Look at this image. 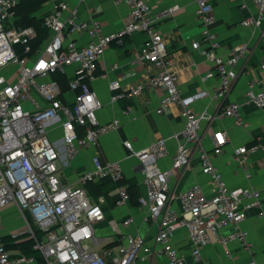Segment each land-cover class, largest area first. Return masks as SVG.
Returning <instances> with one entry per match:
<instances>
[{"label":"built area","instance_id":"built-area-1","mask_svg":"<svg viewBox=\"0 0 264 264\" xmlns=\"http://www.w3.org/2000/svg\"><path fill=\"white\" fill-rule=\"evenodd\" d=\"M115 1L129 7L127 19L116 31L106 33L100 19H82L76 7L68 11V5L60 1L43 17L47 37L34 44L38 36L35 26L18 22L20 0H0V208L11 203L16 205L26 221L24 232L42 255L38 259L23 252L13 253L0 232V264H140L151 255L165 256L166 264H195L202 258V249L212 241L213 235L225 245L235 241L249 251L254 246L241 223L251 209H258L264 219V192L253 185H228L213 159L214 155L222 153L228 140L227 131L211 134L213 153L201 143L203 123L212 118V113L208 106L197 111L194 105L209 92L200 89L182 95L167 41L158 27L179 5L153 13L150 0ZM213 1L196 0L203 38L195 41L194 46L213 67L204 78L214 75L219 78L215 98L226 102L238 78V63L245 56L247 45H236L227 54L216 52L218 35L213 29L216 22ZM238 1L245 5V0ZM254 2L258 15L244 19L241 22L244 26L264 24V0ZM135 32L144 36L135 61L150 65L153 73L147 83L132 86L128 93L119 89V79L112 80L109 83L112 99L141 94L146 89H160L162 95L156 112L180 105L184 127L181 138L176 136L178 147L172 166L165 169L158 160L168 154L166 137H159L141 149L134 148L130 140L124 141L129 150L127 157L135 156L143 164L146 190L138 196L137 202L146 211L145 220H158V231L153 244L146 237L132 233L124 234L119 243L111 244L113 241L100 239L95 234L97 223L105 219V212L103 199L93 198L88 184L112 179L119 184L117 204L127 203L130 192L124 183L122 160L102 164L99 156L93 155L94 168L84 171L77 184L71 183L62 176L59 163L62 153L51 137L48 123H59L53 129L61 127L60 138L69 157L78 147L92 145L102 135L118 129L119 118L99 122L102 101L92 82L99 76V61L110 44H122L126 36ZM262 35L264 48V28ZM41 62L45 67H41ZM71 67L73 74L69 73ZM260 67L264 69V61ZM64 76L68 78L67 90L62 85ZM67 92L73 94L71 99L66 97ZM246 99L258 107L264 106V80L249 82ZM238 107L237 102H229L223 114L235 117V122L242 125ZM260 148V144L236 147L237 161L247 169L250 153ZM196 149L201 171L210 176L214 193L207 196L201 183L194 182L177 195L181 202L177 209L172 204L171 179L176 169L190 165ZM133 222V216H129L120 222L113 221L112 227L118 231L120 225L129 226ZM228 224L233 226L232 230L221 234V229ZM180 228L187 230L190 252L181 251L174 243L175 233ZM38 230L43 232L41 236ZM190 255L192 262H188ZM247 264H264V260L259 262L252 258Z\"/></svg>","mask_w":264,"mask_h":264},{"label":"crops","instance_id":"crops-1","mask_svg":"<svg viewBox=\"0 0 264 264\" xmlns=\"http://www.w3.org/2000/svg\"><path fill=\"white\" fill-rule=\"evenodd\" d=\"M63 1L68 5V11L76 7L80 18H98L102 21L104 31L111 33L122 27L129 13V7L124 2L115 0H47L32 16L42 20L50 13L55 4ZM174 4L179 9L169 17L162 19L158 27L167 41L168 53L173 59V68L178 74V85L182 95L187 96L200 89H206L209 95L197 101L194 105L197 111L208 106L212 118L204 121L201 130V143L213 153L214 144L211 134L225 130L228 140L223 145L222 153L214 155V161L222 171L230 187L248 186L264 192V106L247 101L246 91L252 80H264V69L260 64L264 61V48L262 32L264 24L260 27L244 26L241 22L247 17L258 15V8L254 0H245L243 5L238 0H214V15L216 22L214 31L218 35L216 52L227 54L236 45L245 43L247 50L245 56L240 59L239 75L232 89L227 95L226 102L215 98V92L219 85V78L214 75L204 78L213 70L208 62L194 46L195 41H201L202 24L197 16L196 0H150L151 10L156 13ZM65 11V13H68ZM144 40L143 33L135 32L126 36L124 43L112 42L99 61V76L92 82L102 101V107L98 110L100 123H107L114 118L120 119L117 130L102 135L97 142L85 148L78 147L72 157L66 153V147L61 136V127L57 121L48 123L51 137L56 140L62 156L60 166L66 172L67 181L77 184L79 176L86 170L94 168L93 155H98L102 164L110 161L122 160L124 168V183L133 189L129 190L130 199L123 205L117 204L119 190L111 187L98 191L93 198H102V206L105 219L97 223L95 234L98 238H106L109 241L119 243L122 236L127 233L140 234L153 244V237L158 231V220H145L146 211L139 207L137 198L144 194L143 164L135 156L127 157L129 150L124 141L130 140L136 149L149 146L159 137L167 138L168 154L158 160L162 168L172 166L178 147V138L184 127V119L180 114V105H172L162 113H157L162 91L160 89H146L141 94H126L116 100L112 99L113 91L109 83L119 79L120 90L128 93L132 86L147 83L153 73V67L135 61L139 48ZM117 65V67H115ZM73 74V68H69ZM71 99L73 94L66 93ZM229 102L238 103V114L244 124L235 122V117L223 114L224 106ZM52 124V125H51ZM260 144L261 148L251 152L245 169L236 159L234 149L241 145ZM250 173V176H247ZM201 183L207 196L214 193L209 175L201 171L197 149L192 153L190 165L176 169V175L171 179V193L174 195L172 204L180 209L181 202L177 195L185 191L192 183ZM133 216L134 222L129 226L120 225L115 231L112 222H120ZM254 246L249 251L237 242L227 245L212 236V241L203 247L202 258L195 264H247L254 258L257 261L264 260V219L259 216L258 209H251L246 219L241 223ZM233 226L228 224L221 229V234H228ZM26 231V221L20 215L18 208L13 203L0 208V232L3 238L10 244L9 249L13 253L22 252L19 238ZM105 242L102 241L101 245ZM175 245L183 252L191 251V241L185 228H180L174 236ZM165 256L151 255L140 264H166Z\"/></svg>","mask_w":264,"mask_h":264},{"label":"trees","instance_id":"trees-1","mask_svg":"<svg viewBox=\"0 0 264 264\" xmlns=\"http://www.w3.org/2000/svg\"><path fill=\"white\" fill-rule=\"evenodd\" d=\"M47 0H20L18 7H17V16H18V22L22 25H33L38 31L37 39L34 41V44H38L41 42L44 38L47 37L48 30L46 27L43 26V19L39 20L37 17L32 16V14L37 11ZM62 85L65 90H67V83L68 78L66 76L61 78ZM118 183L114 182L112 179H102L98 182H92L88 184V190L89 193L95 194L98 191H102L105 189H109L111 187H118ZM133 189L132 187H128V191ZM93 196V195H92ZM38 235L41 236L43 232L41 230H38ZM19 238H22L23 241L19 245L22 252L28 256H34L38 259H41V252L34 248V241L30 238H28V234H22ZM6 239V238H5ZM7 247H10V244H8V241L5 240ZM117 242L113 241L111 244H116Z\"/></svg>","mask_w":264,"mask_h":264},{"label":"water","instance_id":"water-1","mask_svg":"<svg viewBox=\"0 0 264 264\" xmlns=\"http://www.w3.org/2000/svg\"><path fill=\"white\" fill-rule=\"evenodd\" d=\"M27 232H23L22 234H26ZM193 261V259H192V256L190 255V256H188V262H192Z\"/></svg>","mask_w":264,"mask_h":264},{"label":"rangeland","instance_id":"rangeland-1","mask_svg":"<svg viewBox=\"0 0 264 264\" xmlns=\"http://www.w3.org/2000/svg\"><path fill=\"white\" fill-rule=\"evenodd\" d=\"M62 176L67 178L66 172L64 170L62 171Z\"/></svg>","mask_w":264,"mask_h":264},{"label":"snow or ice","instance_id":"snow-or-ice-1","mask_svg":"<svg viewBox=\"0 0 264 264\" xmlns=\"http://www.w3.org/2000/svg\"><path fill=\"white\" fill-rule=\"evenodd\" d=\"M41 67H45V65L43 64V62H41ZM88 99L91 100V97H89ZM221 142H223L222 139H221Z\"/></svg>","mask_w":264,"mask_h":264},{"label":"bare ground","instance_id":"bare-ground-1","mask_svg":"<svg viewBox=\"0 0 264 264\" xmlns=\"http://www.w3.org/2000/svg\"><path fill=\"white\" fill-rule=\"evenodd\" d=\"M262 39H263V37H262ZM263 41V40H262Z\"/></svg>","mask_w":264,"mask_h":264}]
</instances>
